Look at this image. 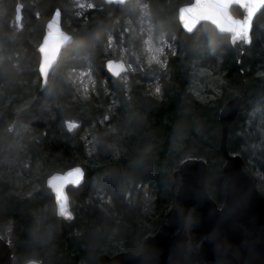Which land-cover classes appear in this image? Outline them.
Returning <instances> with one entry per match:
<instances>
[{
    "label": "trees",
    "instance_id": "16d2710c",
    "mask_svg": "<svg viewBox=\"0 0 264 264\" xmlns=\"http://www.w3.org/2000/svg\"><path fill=\"white\" fill-rule=\"evenodd\" d=\"M89 1L80 12L72 0H0V234L13 264H98L101 255L138 253L174 206L172 176L190 158L207 164L209 194L222 206L220 112L236 96L242 103L227 149L243 157L264 195V9L251 43L237 49L207 23L182 30L178 11L193 0ZM141 1L154 36L165 34L172 47L164 64H140L125 82L105 68L121 59L106 51L107 39L131 36ZM18 6L31 25L15 31ZM56 9L73 42L41 89L37 47ZM232 13L245 15L239 7ZM85 68L96 79L86 95L70 79ZM77 165L85 180L68 190L74 218L66 221L46 178Z\"/></svg>",
    "mask_w": 264,
    "mask_h": 264
},
{
    "label": "water",
    "instance_id": "95a60500",
    "mask_svg": "<svg viewBox=\"0 0 264 264\" xmlns=\"http://www.w3.org/2000/svg\"><path fill=\"white\" fill-rule=\"evenodd\" d=\"M104 1L107 4L123 5L131 0ZM233 7L242 9L244 17L247 15V10L236 0H193L179 9L178 20L182 30L188 34L207 23L219 34L228 35L234 48L241 49L243 44L251 43L254 21L264 7L255 13L248 39L231 31L232 22L244 18L235 17ZM20 10L19 6V18ZM72 42L73 35L63 29L62 12L56 9L47 22L45 34L37 47L41 89L48 86L50 75L63 50ZM111 61L113 63L109 67ZM40 68L47 70V78L40 72ZM105 68L115 79L129 72L128 65L122 59H108ZM241 103L242 97L236 96L220 112L221 149L225 157L222 169L225 178L223 205L219 206L209 194L207 164L200 159H187L173 173L175 203L157 232L145 237L138 253L126 251L114 256L101 255L98 264H264V195L243 157L232 155L227 149L228 127L237 116ZM76 167L82 172L79 177L71 174ZM84 180L85 169L80 165L55 172L46 178V187L54 196L59 218L73 220L68 190L71 187L78 188ZM60 196L64 197L65 211L69 216L60 212ZM0 264H13L10 243L1 234ZM28 264L39 263L32 261Z\"/></svg>",
    "mask_w": 264,
    "mask_h": 264
},
{
    "label": "rangeland",
    "instance_id": "374dc122",
    "mask_svg": "<svg viewBox=\"0 0 264 264\" xmlns=\"http://www.w3.org/2000/svg\"><path fill=\"white\" fill-rule=\"evenodd\" d=\"M74 4V8L78 9V11L83 12L86 9L90 8L92 3L89 0H72ZM20 4V3H19ZM18 5V4H17ZM135 6H140V13L138 14V24H134L132 22L131 26L134 31H129L131 36L128 38L125 37V33L122 34L120 38V43H116V39L113 35H109L107 39V47L106 51L111 52L114 55H117L119 58L123 59L128 67L130 72L137 71L140 64H164L165 62V55L168 52V49L171 48L170 42L166 39L165 34L161 33V35L155 37L154 36V26L149 18V12L147 4L144 2H139ZM28 18V17H27ZM13 19L16 20V17ZM12 19V20H13ZM30 20V19H29ZM14 21V20H13ZM31 25V22L27 21V19H22L18 22V26H13L12 28L15 31H20L25 27V24ZM137 28V29H136ZM140 29V49L141 53L136 50L137 43L134 40L133 34H137V30ZM129 75L126 74L122 76L120 79L122 81L127 82ZM70 79L73 84L78 86L83 94H89V92L94 88L95 85V76L94 72L91 68H85L81 70H75L73 73L70 74ZM157 86V85H156ZM158 87V86H157ZM73 127L72 129L78 126V123L72 122ZM71 129V130H72ZM85 139L88 142L93 140V137L89 139V136L86 135Z\"/></svg>",
    "mask_w": 264,
    "mask_h": 264
},
{
    "label": "snow or ice",
    "instance_id": "6c2138e0",
    "mask_svg": "<svg viewBox=\"0 0 264 264\" xmlns=\"http://www.w3.org/2000/svg\"><path fill=\"white\" fill-rule=\"evenodd\" d=\"M237 3L242 4L243 7L247 10V15L239 21H233V27L231 28V31L237 33V35H243L245 39H248L250 29H251V22L252 19L255 15V13L261 8L264 7V0H236ZM112 61L109 62V67L112 65ZM40 72L43 73L44 77L47 78V70L44 68H40ZM157 93L160 92V88L157 87L155 90ZM69 127H72L71 124H69ZM75 174L76 176H81L82 172L79 167L73 168L72 173ZM59 191V190H58ZM59 199L62 201L60 205V212L64 216H69L70 214L65 211V206L63 203L64 197L60 196ZM191 221V218H188V222Z\"/></svg>",
    "mask_w": 264,
    "mask_h": 264
},
{
    "label": "flooded vegetation",
    "instance_id": "af4514ba",
    "mask_svg": "<svg viewBox=\"0 0 264 264\" xmlns=\"http://www.w3.org/2000/svg\"><path fill=\"white\" fill-rule=\"evenodd\" d=\"M22 7V6H21ZM91 7H92V5H91ZM50 18H51V16H50ZM49 18V19H50ZM22 19H24V14H23V12H22V9H21V11H20V18L19 17H17V14H16V20L15 19H13V20H11V25H13V26H18L17 24H18V22L19 21H21ZM49 19L45 22V26H44V34H45V31H46V24H47V22L49 21ZM44 36V35H43ZM55 69H53V71H54ZM52 71V72H53Z\"/></svg>",
    "mask_w": 264,
    "mask_h": 264
}]
</instances>
